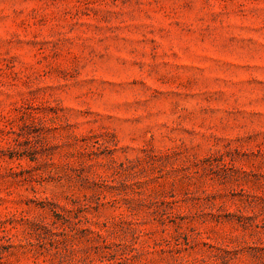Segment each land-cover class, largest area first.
Returning <instances> with one entry per match:
<instances>
[{"label":"clouds","instance_id":"9594fccd","mask_svg":"<svg viewBox=\"0 0 264 264\" xmlns=\"http://www.w3.org/2000/svg\"><path fill=\"white\" fill-rule=\"evenodd\" d=\"M0 264H264V0H0Z\"/></svg>","mask_w":264,"mask_h":264},{"label":"rangeland","instance_id":"374dc122","mask_svg":"<svg viewBox=\"0 0 264 264\" xmlns=\"http://www.w3.org/2000/svg\"><path fill=\"white\" fill-rule=\"evenodd\" d=\"M42 44H45L47 42H41ZM174 56L180 60L181 62L183 63H187V61L185 60L184 58V55L182 52H180V50L177 48V49H174ZM195 55H198V56H207L208 58H212L210 53L207 51V50H202V49H197L196 52H195ZM9 159L11 157H8ZM24 173L23 172H20V173H16L15 175H18V176H22Z\"/></svg>","mask_w":264,"mask_h":264}]
</instances>
